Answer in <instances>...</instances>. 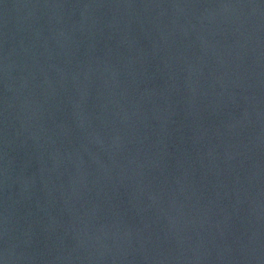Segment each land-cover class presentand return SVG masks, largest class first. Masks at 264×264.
<instances>
[{"label":"water","instance_id":"1","mask_svg":"<svg viewBox=\"0 0 264 264\" xmlns=\"http://www.w3.org/2000/svg\"><path fill=\"white\" fill-rule=\"evenodd\" d=\"M0 264H264V0H0Z\"/></svg>","mask_w":264,"mask_h":264}]
</instances>
